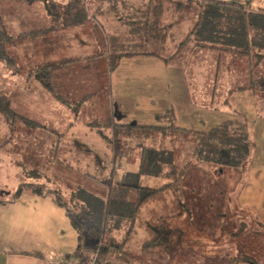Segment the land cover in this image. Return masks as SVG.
I'll list each match as a JSON object with an SVG mask.
<instances>
[{
  "label": "rangeland",
  "instance_id": "obj_1",
  "mask_svg": "<svg viewBox=\"0 0 264 264\" xmlns=\"http://www.w3.org/2000/svg\"><path fill=\"white\" fill-rule=\"evenodd\" d=\"M73 1L82 5L87 21L48 32L46 37L60 46L56 52L46 57L39 42L8 44L7 54L15 64L0 61V97L9 100L18 117L38 125L19 118L8 121L0 113V200L5 202L0 203V264H87L100 239L87 228L80 243L65 209L54 204L53 195L39 197L32 187L58 192L72 211L78 208L70 200L76 191L105 199L125 173L138 171L142 140L127 130L115 138L117 129L92 124L108 126L113 120L160 124L156 115L169 109L178 127L197 131L225 120L242 121L250 154L237 166L202 163L192 154L194 138H174L168 146L174 166L178 172L188 168L178 184L184 205L177 200L175 187L161 189L142 207L134 228L125 222L117 231L119 242L128 237L126 245L101 262L264 264V56L198 47L189 33L201 1L170 0L165 3L175 17L170 27L174 36L147 49L164 59L124 57L110 71L107 59L88 58L117 50L114 38L136 47L145 38L132 34L133 26L139 23L142 29L148 16L153 22L154 9L164 0H51L49 4L66 6ZM24 3L0 0V15L11 35L43 30L20 23ZM51 19L44 29L52 26ZM64 59L79 61L57 70L54 92H48L32 73L44 62ZM34 162L43 177H29ZM169 171L165 168L163 177L143 176L140 185L160 189L174 181L167 177ZM163 217L172 233L161 238L159 247L146 248L156 239L151 227L160 226ZM110 237L108 233L105 240Z\"/></svg>",
  "mask_w": 264,
  "mask_h": 264
},
{
  "label": "trees",
  "instance_id": "obj_2",
  "mask_svg": "<svg viewBox=\"0 0 264 264\" xmlns=\"http://www.w3.org/2000/svg\"><path fill=\"white\" fill-rule=\"evenodd\" d=\"M28 4L43 3L49 18L53 20L52 26L33 33H22L20 36L11 35L5 28L2 17L0 15V61L5 62L9 66H14L15 62L12 57L7 54L6 46L8 44L37 43L43 47L44 55L48 57L60 47L58 43L50 41L46 34L55 31L58 27L82 26L87 21V15L82 5L69 3L66 6L57 3L49 4L51 0H20ZM199 15L195 27L189 35V40L194 38L198 47H208L222 52H230L236 55L252 56L255 54L258 59L264 56V6L254 5L252 0L248 1H230L222 2L216 0H204L199 2ZM153 14V22L149 19L145 21L144 27L141 29L138 23L133 26L132 34L142 35L145 40L136 43L135 46L125 45L118 42V38H114V46L117 50H112L107 56L95 55L88 59L105 58L108 61L110 71L120 66L124 57L136 56H152L159 57L157 52L147 50L148 46H154L158 42L166 43L167 37H173L168 33V27H162L159 18L164 12L163 4L155 7ZM152 12L149 13L151 15ZM64 17L65 21L61 20ZM61 21V23H60ZM137 22V21H136ZM42 38L41 41L39 39ZM135 47V48H134ZM164 48V46H162ZM173 58L169 57V59ZM169 59H165L168 61ZM79 60L64 59L59 63L44 62L33 71V77L46 90L53 93V78L57 70L64 66H70ZM264 85V82H263ZM0 113L6 120L15 121L18 118L30 126H38L37 123L31 122L25 118L18 117L12 110L9 100L6 97H0ZM156 119L160 124L146 125L140 123H115L114 120L103 125H95L93 127H109L118 131L113 135L116 138L121 131L127 130L135 138L141 139L142 155L137 172H127L123 175L122 181L111 187L107 197L101 198L85 191H76L71 194L70 200L78 204L77 211H72L66 203L62 201V197L58 192L51 193L44 190L39 185L32 187V191L39 197L53 195L54 203L64 208L66 215L72 226L78 232L80 243L83 240V231L87 228L93 236L100 239L99 243L94 246L93 253H98L99 259L96 264L102 263L101 258L110 254L112 251H120L128 242V237H124L122 241L117 239V231H119L125 222L134 228L136 219L142 207L148 203L150 199L158 195L167 187H175L174 191L177 200L179 183L183 179L187 167L179 172L174 166L173 150L168 146L175 143L174 138L179 139L181 136L194 138L193 156L202 163L218 164L223 166H237L250 154L251 144L248 138L247 128L242 121L225 120L219 125L207 130L197 131L177 126L176 115L172 109L165 113L157 114ZM162 122V123H161ZM114 130V129H113ZM115 131V130H114ZM177 136V137H175ZM152 142L151 145L146 143ZM116 155L118 153L116 152ZM165 168H169L167 177L173 178L174 181L160 189H152L142 187L140 179L143 176L163 177ZM26 178L43 177V174L34 170L28 172L23 171ZM22 187L14 202L19 198L23 191ZM0 203L5 202L0 200ZM186 210V209H185ZM160 226L151 227L152 232L156 236L155 243L146 245V248L159 247L161 238H166L173 231L172 227L167 230L169 221L166 218L159 219ZM110 234V238L105 240V236ZM93 254V255H94ZM59 264H62L61 262Z\"/></svg>",
  "mask_w": 264,
  "mask_h": 264
},
{
  "label": "crops",
  "instance_id": "obj_3",
  "mask_svg": "<svg viewBox=\"0 0 264 264\" xmlns=\"http://www.w3.org/2000/svg\"><path fill=\"white\" fill-rule=\"evenodd\" d=\"M170 0H164L162 3L164 5V12L163 14L161 15V17L159 18V23H160V26L162 27H168V33L171 35H173V31L174 29L173 28H170L172 27L173 25V22L175 21V17L173 15V17L167 12L168 11V2ZM202 1V0H200ZM216 1H221V0H216ZM226 2H230V1H236V0H225ZM237 1H248V0H237ZM254 2V5L256 6H260L264 3V0H252ZM167 2V3H165ZM167 5V6H166ZM167 7V8H166ZM23 10H26L25 11V14L24 16H22V22L20 21L21 24H24V25H27V26H30L32 28H34L35 26H39L41 29H44L43 27L45 26H48V24L50 23L49 21V17L47 15V12H46V9H45V6L44 4H41V3H33V4H28V3H24L23 7H22V11ZM40 16V17H39ZM168 18H172V20L168 19ZM192 24H190L189 27H191ZM192 31V30H191ZM190 35V33H189ZM171 37V36H170ZM139 57H142V56H139ZM45 89V88H44ZM48 91V90H47ZM49 92V91H48ZM176 121H177V118H176ZM187 129H190L188 128V126L186 127ZM26 158V162L28 163V165L31 167V163L28 162V158L27 156H25ZM34 167H37L36 166V162H34L33 166ZM36 169V168H35ZM24 178V177H23ZM53 201V200H52ZM54 202V201H53ZM55 204V203H54ZM56 205V204H55ZM92 257H90L88 260H87V264L89 263V260L91 259ZM76 264V263H75Z\"/></svg>",
  "mask_w": 264,
  "mask_h": 264
},
{
  "label": "built area",
  "instance_id": "obj_4",
  "mask_svg": "<svg viewBox=\"0 0 264 264\" xmlns=\"http://www.w3.org/2000/svg\"><path fill=\"white\" fill-rule=\"evenodd\" d=\"M98 258V253L94 254L92 258L90 259L88 264H96Z\"/></svg>",
  "mask_w": 264,
  "mask_h": 264
}]
</instances>
